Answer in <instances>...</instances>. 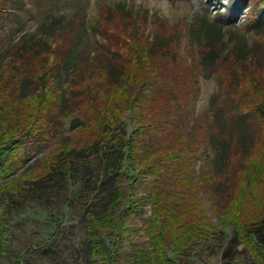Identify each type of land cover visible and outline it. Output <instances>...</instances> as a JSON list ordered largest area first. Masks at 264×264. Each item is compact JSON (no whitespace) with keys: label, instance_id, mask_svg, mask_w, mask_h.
<instances>
[{"label":"rangeland","instance_id":"obj_1","mask_svg":"<svg viewBox=\"0 0 264 264\" xmlns=\"http://www.w3.org/2000/svg\"><path fill=\"white\" fill-rule=\"evenodd\" d=\"M42 66L56 126L0 149V264H264L247 238L264 222V0H0V117L36 112ZM61 89L75 112L57 113ZM236 142L251 153L227 168Z\"/></svg>","mask_w":264,"mask_h":264},{"label":"trees","instance_id":"obj_2","mask_svg":"<svg viewBox=\"0 0 264 264\" xmlns=\"http://www.w3.org/2000/svg\"><path fill=\"white\" fill-rule=\"evenodd\" d=\"M158 45V44H156ZM39 55V52H37ZM114 54H116L117 56H119L118 53L113 52ZM19 55L15 54L13 55V57H17ZM20 57V56H19ZM21 58V57H20ZM44 58V57H43ZM41 58V59H43ZM65 62H67V60H65ZM230 60L228 59V61L226 63H229ZM114 63V62H112ZM64 64V63H63ZM57 69V68H56ZM41 73L37 76V74H33L28 72V74H31V78L33 79V76H36V81L39 83L41 82L44 89L42 90L41 94H38L37 96L39 97H35L40 99V101L42 102L40 104V106H38V109L35 111H33V109H23L22 111V116L19 115V111L17 109H13L12 107H10L9 109V114L8 116L6 115H2L0 117V131L3 129L4 130V135L2 138V146H0V149H2V154L1 155H5V153H7L5 146L8 144H12V142L18 144L21 143V145H26L27 143H29L31 140H33L34 133L39 130H42L44 128L46 129H50L53 130V128H55L56 125H54L55 123V119H56V111L54 112H50V113H46L45 114V110L48 111V109L44 106L47 105L46 102L47 100L45 99V97L49 96L50 93L54 92L53 89H51L52 86H49V82L50 79L52 77H54V73L53 72L55 69L52 66L46 67L44 68L42 66L41 68ZM121 72V70H119V68H115V65L113 64H108V66L106 67V73L109 75H112L113 77H115L117 74H119ZM17 73L15 75V83L17 84V87L19 88L22 84V82L26 83L28 82V80H31L30 76H27V71L25 74L26 78H21L22 75ZM26 80V81H25ZM223 79H220V83L222 84ZM24 85V84H23ZM23 87V86H22ZM73 93V98H68V99H73L74 102L71 103H66V101H64V99H66L67 94ZM78 91L77 90H70L67 91L66 89H61V93H59V96L55 97V100H59L58 104L59 105V109L58 112L63 111V114H67L68 112H75L78 109V102L76 100H74L76 97H78ZM57 104V103H54ZM21 111V107L19 108ZM68 109V111H67ZM257 109V108H256ZM66 111V112H64ZM258 114H260L261 116L264 117V111L261 110H257ZM260 112V113H259ZM59 115V114H58ZM29 121V122H28ZM28 123L30 125H28ZM36 135V134H35ZM10 137V138H9ZM11 138H13L11 140ZM9 139V140H8ZM6 142V143H5ZM110 142V141H109ZM109 142H104L102 145L103 148H108ZM253 143V142H252ZM117 145H124V143H117ZM127 148L130 150L131 149V144L127 142L126 144ZM231 147H232V143H231ZM234 153L229 155V162L227 165V168L230 167L232 164H234L235 162H239L241 163V159L243 160L246 157H249L250 153L248 156H241L240 153V146L239 143L236 142L234 143ZM16 148V146H12L11 145V150H14ZM8 161V160H7ZM124 164V160L121 158L119 165L117 167V169H121L122 166ZM55 165L51 164L44 175H47L49 173L52 172V170L54 169ZM67 169H64V172L66 173ZM123 201V195L120 194L119 189H117L114 193L113 198L108 202L107 204V213L105 215H103L102 217H93L92 213H88L87 216L90 217V223H91V227L96 228L100 223H104V222H110V218L112 216V213H114L115 211H117L121 206V203ZM252 227V226H251ZM237 232L239 234V236H244L246 235V228H244L242 225L240 226V228H237ZM250 229V228H247ZM261 230H264V222L263 225L260 228H257L256 230H251L250 233H248L247 238L249 240H251L252 242L255 243V245L258 247L259 252L264 256V235H262ZM97 245H92L90 246V255L89 257L95 255L96 250L95 247ZM107 252V251H106Z\"/></svg>","mask_w":264,"mask_h":264}]
</instances>
